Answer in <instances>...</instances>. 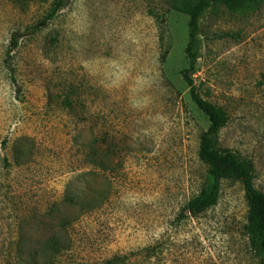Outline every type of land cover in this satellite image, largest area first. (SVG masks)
<instances>
[{"label": "rangeland", "instance_id": "obj_1", "mask_svg": "<svg viewBox=\"0 0 264 264\" xmlns=\"http://www.w3.org/2000/svg\"><path fill=\"white\" fill-rule=\"evenodd\" d=\"M54 1L0 0V264H262L240 181L180 218L211 182L210 122L181 74L189 16L175 0H70L44 24ZM201 39L194 82L229 116L219 145L264 192V3L209 9Z\"/></svg>", "mask_w": 264, "mask_h": 264}, {"label": "trees", "instance_id": "obj_2", "mask_svg": "<svg viewBox=\"0 0 264 264\" xmlns=\"http://www.w3.org/2000/svg\"><path fill=\"white\" fill-rule=\"evenodd\" d=\"M69 2L70 0H55L43 23L55 19L69 5ZM263 3L264 0H175L174 2L176 10L189 16L188 42L185 47L187 65L182 69L181 74L190 88L193 102L210 122L208 129L201 135L199 157L209 166L211 182L188 202L181 212L180 218L185 217L186 212L192 216H197L215 206L219 202L224 179L231 178L240 181L244 185L248 202L246 233L251 249L261 258L262 264H264V192L255 185L253 163L243 159L234 150L220 147V132L229 122L228 113L223 107L205 99L200 94L194 82L193 74L201 57V19L205 13L211 8L225 6L232 13L245 14L257 10ZM41 25H34L30 30L36 32L41 28ZM21 35L19 32L12 34L8 57L18 47ZM7 64L11 69L9 58ZM11 78L15 81L13 73H11ZM47 243L51 248L58 246L54 248L60 251L61 245L55 239H49ZM25 261L27 264H40L34 251L28 254Z\"/></svg>", "mask_w": 264, "mask_h": 264}]
</instances>
